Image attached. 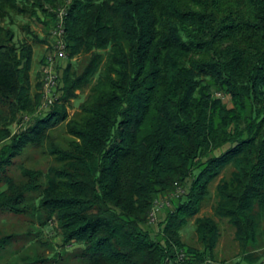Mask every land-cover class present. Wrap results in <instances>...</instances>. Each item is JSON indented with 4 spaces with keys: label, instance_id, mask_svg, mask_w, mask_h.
Masks as SVG:
<instances>
[{
    "label": "trees",
    "instance_id": "16d2710c",
    "mask_svg": "<svg viewBox=\"0 0 264 264\" xmlns=\"http://www.w3.org/2000/svg\"><path fill=\"white\" fill-rule=\"evenodd\" d=\"M63 7L70 57L63 94L39 115L34 44L17 42V26L42 41L33 24L53 29ZM22 114L36 118L14 133ZM63 122L68 146L47 147L50 130ZM0 142V214L42 226L56 221L63 246L53 264L212 259L216 219H195L201 247L186 243L182 231L229 166L215 213L229 219L245 249L263 250L246 254L263 264L264 0H0ZM30 148L51 155L50 165L18 163ZM177 182L188 192L155 237L146 229L151 212ZM17 235L3 229L0 252Z\"/></svg>",
    "mask_w": 264,
    "mask_h": 264
},
{
    "label": "rangeland",
    "instance_id": "374dc122",
    "mask_svg": "<svg viewBox=\"0 0 264 264\" xmlns=\"http://www.w3.org/2000/svg\"><path fill=\"white\" fill-rule=\"evenodd\" d=\"M69 1V0H68ZM65 8V7H63ZM62 8V9H63ZM60 9V10H62ZM58 10V11H60ZM57 11V12H58ZM33 29H35L42 41L35 40L30 34L23 31L19 26H17V42L21 40L28 39V41L33 42L34 44V57H33V66H32V83L34 91L37 89V84L41 81L42 74V64L46 58V55L49 51V41L51 37L52 27L46 26L42 22L38 24H33ZM70 61V57L60 62V94L61 97L63 90L61 89L64 86L63 74ZM42 82V81H41ZM41 90V89H40ZM84 95L80 99L73 101V104L69 106V114L72 116L75 112L79 111L80 104L83 101ZM223 96V95H222ZM59 97V98H60ZM225 102L229 107H233L232 98L227 95L224 96ZM48 110L39 109L38 114L41 115ZM21 122L15 123L13 125V132L18 133L23 129L27 128L36 118L33 114H22ZM24 116V117H23ZM50 138L47 140V147H50L51 142L62 146H68L70 141V135L67 131L66 122L59 124L50 130ZM5 142H0V149ZM230 145H226L221 149L216 151L217 154H220L226 151ZM51 155H42L39 149L30 148L25 154L21 157H18L17 162H25V165L28 166H37L42 168H47L51 163ZM233 172V167L229 166L224 170L223 174L220 175L215 181L211 183L210 186V195L204 203L200 213L191 219L188 225L182 231L183 240L190 244L201 247V244L198 240V234L195 228V219L197 217L210 216L216 219L220 224V237L215 248V254L212 259L217 264H251L246 258L247 252H252L254 256L262 254L263 250H255L253 247L244 248L241 242L237 238L236 228L231 224L228 218H221L216 215L215 207L218 203V184L220 179L225 177H231ZM186 191L183 197L188 191ZM161 195L158 198L164 197ZM179 199V198H177ZM177 199L172 200V205L170 207H164L158 211V216L156 220L151 221L146 225V229L152 232L153 236L159 237L162 226L167 219L168 210L175 208V202ZM31 219L28 216L24 215H12L8 213L0 214V235L2 234L3 229L11 232L14 231L18 233L17 237H14L13 244L8 246L6 250L0 252V264H25L27 262L26 257L29 258H38L42 257L43 261L39 264H53V258L57 255V252L62 250L63 246V234L62 230L58 227V223L54 220H51L47 226H42L39 222L32 223ZM38 228V229H36ZM80 248L79 245H70L68 247V252L72 253ZM52 259V260H51ZM48 260V261H46ZM50 260V261H49ZM206 261L197 263L205 264ZM58 264V263H56ZM264 264V262H263Z\"/></svg>",
    "mask_w": 264,
    "mask_h": 264
},
{
    "label": "built area",
    "instance_id": "2783aa9c",
    "mask_svg": "<svg viewBox=\"0 0 264 264\" xmlns=\"http://www.w3.org/2000/svg\"><path fill=\"white\" fill-rule=\"evenodd\" d=\"M66 14V7L59 11V20L53 27L49 43V51L46 55L44 63L42 64V94L43 101L41 108L49 110L58 99L60 94V62L68 59V47L66 39V26L64 21V15ZM221 95V94H220ZM186 191L185 187L179 184H175L174 190L170 191L164 197L158 198L155 202V206L151 212V221L156 220L158 211L164 207H170L172 200L179 198ZM185 253L180 255V259H184ZM205 264H217L213 260H207Z\"/></svg>",
    "mask_w": 264,
    "mask_h": 264
}]
</instances>
